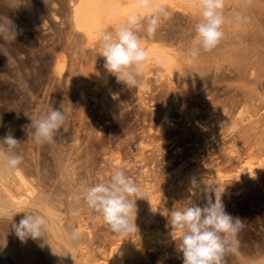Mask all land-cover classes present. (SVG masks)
I'll list each match as a JSON object with an SVG mask.
<instances>
[{
  "label": "rangeland",
  "instance_id": "374dc122",
  "mask_svg": "<svg viewBox=\"0 0 264 264\" xmlns=\"http://www.w3.org/2000/svg\"><path fill=\"white\" fill-rule=\"evenodd\" d=\"M254 2L257 9L242 41L244 50H227V57L221 45L208 54L201 50L200 70L191 76L195 79H187L190 84L153 82L139 96L137 87L129 89L122 82H98L96 87L84 76L65 80L54 71L56 55L67 51L71 39L69 0H0V22L9 26L0 37V139L10 134L20 142L15 152L23 158L20 167L34 182L38 199L53 203L62 226L79 233L71 245L75 259L97 264L118 239L131 240V234H114L76 200L82 186L106 181L123 164L142 189L144 182L150 186L160 204L154 208L148 199L136 201L135 224L151 232V245L130 249L124 264H183L177 248L180 234L168 217L192 203L180 202L177 188L183 190L189 169L200 159L211 167L195 204L204 207L209 195L214 202L213 190L219 189L225 211L244 221L236 250L225 256V264H264V0ZM88 49L87 62L96 63L102 56ZM244 61L255 66L248 64L253 74L242 71ZM242 100L251 108L252 121L241 122L234 137L227 126ZM52 108L64 111L65 123L54 142L37 144L31 119ZM234 143L239 151L235 157L227 151ZM250 156L262 159L253 174L233 176V162ZM72 208L81 214L72 217ZM23 215L15 214L13 222ZM11 222L0 219V264H61L53 244L43 238L22 243ZM158 234L167 242H158Z\"/></svg>",
  "mask_w": 264,
  "mask_h": 264
},
{
  "label": "bare ground",
  "instance_id": "6f19581e",
  "mask_svg": "<svg viewBox=\"0 0 264 264\" xmlns=\"http://www.w3.org/2000/svg\"><path fill=\"white\" fill-rule=\"evenodd\" d=\"M254 1L225 0L224 14L226 17V23L223 26L225 37L219 45L223 46V49L226 52L227 50H229L230 52H234V50H237V46H239L240 52L242 51L241 49L244 50L242 41L244 42L246 38L245 35L246 33H248V26L253 21H251V19H253L252 15L255 14L254 10L256 7L253 8L252 5L258 4ZM150 5L153 10H155L157 7L165 8L170 13V17L162 23L153 37H148L145 32L139 33L141 36L142 45L149 51V59L145 63L144 73L140 77L139 86H137L139 96H141L142 92H146L148 88L152 87L151 83L153 82H159L158 85H160L161 82H165L168 85L172 83H182L184 85V83H187V79L189 77L191 78V76L194 74V72H196L197 69L200 70L199 66L202 59L201 52L193 66H188L185 63V53L191 46L192 38L195 35V25L199 20L198 0H150ZM144 11L145 9L139 6V0H69L68 21L71 25V39L65 45L68 52L62 50L56 55L53 65L55 69L54 71L59 77L65 80H68L71 75L84 76V78L86 79L85 82H88V80L91 79L96 87L98 86V82H101L108 86L107 83H110L111 80L117 81L116 77L110 74L105 69V61L103 57H101L100 59H96V63L87 62V49H95V51H97L95 53L100 54L98 38L101 32L112 31L116 27H118L120 23L125 21L129 14L133 12L142 13ZM257 11L258 10H256V12ZM261 11L262 10H260V12ZM237 16H239L240 19H236ZM257 16L259 18L261 16V13L260 16L259 14H257ZM254 19H256V17ZM260 20H262V18L259 19V21ZM228 55L231 56V54H228L227 52L226 57ZM232 55H234V53ZM246 55L247 54H245L244 56L247 57ZM244 56L240 55V58L242 57L243 59L245 58ZM206 59H208V56ZM238 62H236L237 65ZM251 62L248 63L247 61H244L242 71H247L250 68L249 65L253 63ZM252 66L255 68L253 64ZM202 68L204 70V67ZM254 71H256V69H254ZM249 73L250 72L247 71L246 74ZM253 73L254 72L250 74ZM84 78L82 79L84 80ZM248 100L247 102H249ZM247 102H244L242 100L241 105L236 110L234 119L232 118L233 120L231 122L229 121V126H227L230 127L233 132H235L234 137H236V133L238 132L237 130L239 129L238 127L240 126L241 122L252 121L251 116L253 114L252 111H250L251 108L249 109V105ZM227 129L229 130V128ZM231 142L234 141H230V143ZM231 144L233 145V143ZM235 148L236 144L235 147L230 146L227 151L230 152V154L234 155V152H239L238 149ZM252 156L242 158L241 160H238V162H233V165L231 164L234 168L233 176H237L242 173L253 174V172L257 168V165L261 162L262 159H260V157L258 158L257 156ZM209 167H211L210 164H208L206 161H200L199 159L197 163L192 166L191 169H189L187 174V183L184 185L185 187L183 188V190H180L181 187L177 188V191L179 192L178 198L180 202L187 203L188 201H190L192 203H195L196 200H198L197 191L200 186L202 187V183H204L206 179H208L207 169ZM29 178L20 166L15 170H8L7 168L0 166V203L11 206L16 210H19L21 208L37 207L44 215L47 216L49 220L50 234L47 236L44 242L49 243L50 245L53 244V246L57 248L58 255L61 259V264H84L86 262V259H83L84 263L78 261V259H75L73 250L71 248V245L73 244L72 242L70 243L65 239V233L68 231L61 224V217L56 209V206L49 201L42 200V198L38 199L37 188L34 182H32ZM143 187V190L147 193V199L149 203L151 202L154 208H159L160 204L158 202V196L152 193L150 186L145 182L143 184ZM180 202L178 204H180ZM130 236V241L127 240L126 237H124L121 240L118 239L119 241L115 244H112L110 249L102 254L97 264H124L126 261L124 259L125 254L129 252L130 249L137 246L139 247V244L141 243H143V245L148 243L149 245H151V232L147 231L145 228H138V232L131 233ZM156 240L160 243H164V241L167 242L168 239L166 240V237L158 234L156 236Z\"/></svg>",
  "mask_w": 264,
  "mask_h": 264
},
{
  "label": "clouds",
  "instance_id": "9594fccd",
  "mask_svg": "<svg viewBox=\"0 0 264 264\" xmlns=\"http://www.w3.org/2000/svg\"><path fill=\"white\" fill-rule=\"evenodd\" d=\"M198 4L199 20L195 25L191 46L185 53V63L188 66L195 64L201 50L211 52L225 37V0H198ZM139 6L145 11L129 14L118 27L101 32L98 38L99 55L104 58L105 69L129 89L139 86L145 63L149 59V51L142 45L139 33L145 32L148 37H153L162 23L170 17V13L163 7L153 10L150 0H139ZM236 19L240 17L237 16ZM8 31V24L0 22V37L6 36ZM65 120L64 111L53 108L46 114L31 119L34 141L37 144L54 142ZM19 143L10 134L0 140V166L15 170L22 164V156L15 153ZM125 168L126 165H117L106 181L91 186L84 185L76 196L78 202L82 200L102 218L110 231L121 235L138 232L135 224L136 201L147 199V193L126 174ZM213 191L214 202L209 195L204 207L189 203L187 207L172 210L168 217L171 228L178 230L180 234L177 248L182 253L183 264H225V256L236 250L237 236L244 228V221L225 211L223 192L219 189ZM21 212L24 215L18 223H14V215ZM80 214L79 208L69 210L72 217ZM0 219L12 221L11 228L22 243L29 238L46 239L50 234L49 220L37 207L16 210L0 203ZM78 238L79 233L75 231L65 233V239L70 243Z\"/></svg>",
  "mask_w": 264,
  "mask_h": 264
}]
</instances>
